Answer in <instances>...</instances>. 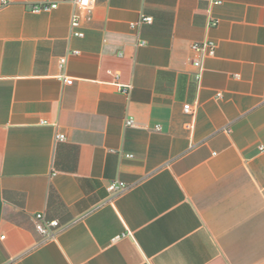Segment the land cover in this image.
Here are the masks:
<instances>
[{"label":"crops","instance_id":"1","mask_svg":"<svg viewBox=\"0 0 264 264\" xmlns=\"http://www.w3.org/2000/svg\"><path fill=\"white\" fill-rule=\"evenodd\" d=\"M41 1L0 6V264H264V0Z\"/></svg>","mask_w":264,"mask_h":264},{"label":"built area","instance_id":"2","mask_svg":"<svg viewBox=\"0 0 264 264\" xmlns=\"http://www.w3.org/2000/svg\"><path fill=\"white\" fill-rule=\"evenodd\" d=\"M73 2L80 8L85 9L88 13H91L93 9V2L94 0H73ZM8 3V0H1L0 6H4ZM215 4L222 3V0H214ZM58 6V2L52 1V0H43L38 3H33L30 5V10L33 12H41V11H49ZM153 21V16L151 15H144L142 14L139 22L141 23H151ZM139 22H132V26L135 27ZM220 20L218 18H211L209 21L210 26H217L219 24ZM71 26L73 27L74 34L78 36H83L84 31L81 29H78L80 27V16L78 13H74L71 20ZM141 44H145V41H141ZM218 49V44L216 40L213 38H206L202 41H196L193 42L191 45V50L193 52V64L196 66V76L198 79H201L203 70H204V60L207 57H213L216 55ZM72 54H78L80 53V50H72ZM67 60L66 56L61 57V64H64ZM235 77L239 78L240 74L236 73ZM65 81L67 83H71V78H65ZM118 88L128 93L132 87L131 84H122L119 82H116ZM217 98H222L223 93L222 91L217 92ZM185 112L191 113L192 112V106L190 103H186L184 105ZM135 121L134 118L129 116L125 119L126 126H132L134 125ZM156 130H161V126H156ZM226 130H229L226 128ZM57 139L63 140L65 139V134L59 133L57 134ZM128 157H133V153L126 154ZM132 186L130 184L125 183L122 180L119 179H112L109 181L107 185V190L109 192L108 197L106 198L105 202H113L117 197L125 193L127 190H129ZM34 223L37 231L40 234V240L39 243H46L53 241L57 239V237L60 235V233L67 227L63 226L57 218H49L46 216L44 212H37L34 215ZM4 237V235H3ZM120 238V236H116L115 240Z\"/></svg>","mask_w":264,"mask_h":264}]
</instances>
